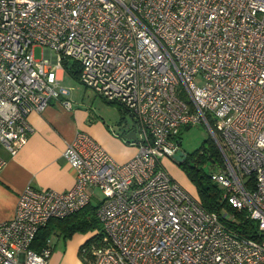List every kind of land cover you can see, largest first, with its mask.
<instances>
[{"label":"built area","instance_id":"built-area-1","mask_svg":"<svg viewBox=\"0 0 264 264\" xmlns=\"http://www.w3.org/2000/svg\"><path fill=\"white\" fill-rule=\"evenodd\" d=\"M63 58L127 111L137 150L119 163L77 132L62 152L73 185L23 188L0 222V264H48L49 240L31 247L39 227L92 199L100 228L80 247L88 264H264V0H0V170L1 149L14 154L33 130L30 112L51 99L72 108ZM198 122L220 155L210 179L256 222L253 237L224 209L203 208L162 163Z\"/></svg>","mask_w":264,"mask_h":264},{"label":"crops","instance_id":"crops-1","mask_svg":"<svg viewBox=\"0 0 264 264\" xmlns=\"http://www.w3.org/2000/svg\"><path fill=\"white\" fill-rule=\"evenodd\" d=\"M59 74L62 83L64 70L60 69ZM67 87L72 89V86ZM72 104V108L67 109L51 99L43 111L30 112L28 121L33 130L25 143L12 155L1 149L6 161L0 170V222L14 215L18 195L27 184L55 190H66L73 185L75 172L62 157V152L77 132L90 135L119 163L136 153V141L124 137L134 121L130 115L131 122L126 121L124 114L127 111L118 103L121 113L112 124L102 116L92 118L82 105ZM92 232H74L67 237L58 232L51 233L48 264H88L81 257L80 247Z\"/></svg>","mask_w":264,"mask_h":264},{"label":"trees","instance_id":"trees-1","mask_svg":"<svg viewBox=\"0 0 264 264\" xmlns=\"http://www.w3.org/2000/svg\"><path fill=\"white\" fill-rule=\"evenodd\" d=\"M64 72L69 73L73 78L79 81V66L72 59L63 58L61 61ZM189 128L190 126H184ZM181 130L179 139L181 138ZM181 143V140H180ZM214 145V144H213ZM201 146L200 151L186 154L185 158L179 162L186 168L188 176L195 181L200 194V202L203 208L208 211L220 213L226 207V212L232 215L229 221H225L237 233L253 237L256 232V222L248 218L244 211H238L228 205L222 197V189L214 184L210 179V171L208 174L203 173L198 164L210 162V166L214 169L215 164L220 161V155L217 147ZM212 170V169H211ZM98 200L92 199L80 210L68 214L64 217L50 218L43 226L37 230L35 237L31 242V247L40 252L46 245L49 236L53 232L61 233L64 237L72 235L74 232H87L100 228V222L96 216ZM89 240V239H88Z\"/></svg>","mask_w":264,"mask_h":264},{"label":"rangeland","instance_id":"rangeland-1","mask_svg":"<svg viewBox=\"0 0 264 264\" xmlns=\"http://www.w3.org/2000/svg\"><path fill=\"white\" fill-rule=\"evenodd\" d=\"M43 54V48L36 46L34 48V57L39 58ZM199 82V81H198ZM62 84L65 86H72L70 89L69 97L74 103L82 105L85 109L89 110L92 118L99 116L104 117L109 123H114L119 118L121 111L116 103L105 100L103 97L97 95L93 90L85 87L80 81L73 78L69 73H65ZM125 119L128 123L131 122L129 114H124ZM181 144L180 148L185 154H191L193 152L200 151L201 146L206 147L215 146L216 144L212 139L206 126L198 122L197 124L191 125L189 128L183 127L181 130ZM202 150V149H201ZM220 163V161H217ZM162 163L166 168L167 172L171 177L177 181L190 195L199 199V188L195 181L191 180L188 176L186 168L180 163L172 160L169 157H163ZM203 173L208 174L211 169L210 162L198 164ZM216 184V182H213ZM98 198L102 197V194L97 191ZM225 211L226 207L223 208ZM228 211V210H227Z\"/></svg>","mask_w":264,"mask_h":264},{"label":"water","instance_id":"water-1","mask_svg":"<svg viewBox=\"0 0 264 264\" xmlns=\"http://www.w3.org/2000/svg\"><path fill=\"white\" fill-rule=\"evenodd\" d=\"M124 137L136 141L135 127L133 126L126 134H124ZM185 156V152L182 149H178L173 154V160L179 163L185 158Z\"/></svg>","mask_w":264,"mask_h":264}]
</instances>
